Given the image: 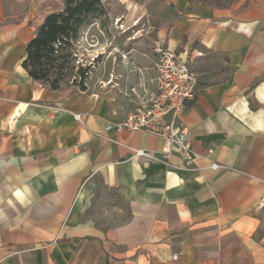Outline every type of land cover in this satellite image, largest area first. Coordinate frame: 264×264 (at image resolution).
I'll use <instances>...</instances> for the list:
<instances>
[{
	"label": "crops",
	"instance_id": "obj_1",
	"mask_svg": "<svg viewBox=\"0 0 264 264\" xmlns=\"http://www.w3.org/2000/svg\"><path fill=\"white\" fill-rule=\"evenodd\" d=\"M20 1L0 11V264L247 262L264 227V0L160 22L161 45L197 76L181 117L189 166L158 136L105 128L154 89V67L123 68L124 90L114 74L92 90L32 79L26 44L63 1Z\"/></svg>",
	"mask_w": 264,
	"mask_h": 264
},
{
	"label": "rangeland",
	"instance_id": "obj_2",
	"mask_svg": "<svg viewBox=\"0 0 264 264\" xmlns=\"http://www.w3.org/2000/svg\"><path fill=\"white\" fill-rule=\"evenodd\" d=\"M131 1L137 3L135 12L127 8ZM235 1L238 0H102L108 9V19H101L100 23L95 18L80 30L78 39L72 46L76 56L74 64L88 67L86 84L89 90L103 86V82L110 81L113 74L118 81V88L124 90L129 87L127 80L130 76L123 68H132L138 73L139 70L147 71L154 67L155 46L162 43L158 37L159 25L171 12V8L181 14H204L212 7L228 6ZM11 3L18 6L21 1L11 0ZM10 4L9 0H0V11L3 9L5 16L11 13ZM41 16L35 17L33 23L40 21ZM74 70L75 73L65 76L60 84H71L73 76L78 78L76 69ZM152 77L148 83H151ZM106 84L102 89L112 83ZM249 243L243 250L247 262L242 264H264V227L260 237ZM236 255L241 256L242 249Z\"/></svg>",
	"mask_w": 264,
	"mask_h": 264
},
{
	"label": "built area",
	"instance_id": "obj_3",
	"mask_svg": "<svg viewBox=\"0 0 264 264\" xmlns=\"http://www.w3.org/2000/svg\"><path fill=\"white\" fill-rule=\"evenodd\" d=\"M156 59L154 68L156 75L151 79L154 89L146 91L126 116L105 128L142 131L162 139L161 152L168 157L174 150L180 151L181 159L186 166L195 160L188 138V132L181 117L185 102L194 98L197 90V76L190 66L181 60L179 55L160 44L155 46ZM11 116L8 124H13ZM135 154H145L143 150H135ZM212 168L220 167L216 163ZM259 207L264 206V194Z\"/></svg>",
	"mask_w": 264,
	"mask_h": 264
},
{
	"label": "trees",
	"instance_id": "obj_4",
	"mask_svg": "<svg viewBox=\"0 0 264 264\" xmlns=\"http://www.w3.org/2000/svg\"><path fill=\"white\" fill-rule=\"evenodd\" d=\"M95 18L100 23L108 19L102 0H63L62 9L47 14L27 42L22 67L32 79L51 89L59 88L64 77L76 69L78 78L73 76L71 84L85 90L88 67L74 64L72 46L80 30Z\"/></svg>",
	"mask_w": 264,
	"mask_h": 264
}]
</instances>
